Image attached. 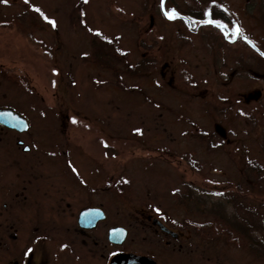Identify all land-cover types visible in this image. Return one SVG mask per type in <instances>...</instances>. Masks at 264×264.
Instances as JSON below:
<instances>
[{
  "label": "rangeland",
  "instance_id": "rangeland-1",
  "mask_svg": "<svg viewBox=\"0 0 264 264\" xmlns=\"http://www.w3.org/2000/svg\"><path fill=\"white\" fill-rule=\"evenodd\" d=\"M219 1L264 46V0ZM188 4L0 0V80L13 82L1 94L31 107L36 142L58 157H34L47 180L32 183L34 207L45 210V196L64 190L76 192V211L89 202L107 217L76 244L79 264H107L118 249L106 240L113 226L130 229L121 250L151 255V221L180 219L194 206L191 195L206 211L252 220L264 231V59L234 33L189 29L160 15ZM65 152L76 176L98 192L93 197L63 165ZM122 175L131 184L115 191ZM145 218L150 229L137 226ZM203 218L209 226L187 236L192 264H263L253 261L246 237L213 215ZM222 229L229 244L221 242Z\"/></svg>",
  "mask_w": 264,
  "mask_h": 264
},
{
  "label": "flooded vegetation",
  "instance_id": "flooded-vegetation-1",
  "mask_svg": "<svg viewBox=\"0 0 264 264\" xmlns=\"http://www.w3.org/2000/svg\"><path fill=\"white\" fill-rule=\"evenodd\" d=\"M208 1L220 6L217 12L224 13L222 18L226 19V21L223 20L226 23L218 20L190 21L187 16L180 15L178 12L173 15L172 19L185 22L189 29L211 25L216 27V31L234 33L236 37H241L247 47L264 59V55L259 54L260 49L250 39V36L241 32L240 20L221 5L219 0ZM195 2L194 0L188 1L189 4ZM161 16L168 17L166 14ZM237 27L240 29L239 33L236 32ZM245 38L251 41L258 50L250 46ZM11 82V79L0 80V264H57L60 259H62V264H76V261L79 264L80 256L76 255V244H85L89 235L106 220V214L101 206L97 204L91 206L89 202L76 211V192L70 194L64 190L58 191L57 195L45 196V204H47L45 210L39 211L37 207H34L30 196L32 183L36 177L47 181L45 171L34 169V160H37L34 157L42 156L47 160L58 157L56 151L42 148L40 143L36 142L32 133L31 107L29 106L28 110H22L1 94V87L11 86L13 84ZM65 154L63 165L67 166L69 173L77 181L78 188L84 189L87 194L92 193L91 197H93L98 192L89 182L76 176V167L72 163L70 154L67 152ZM63 155V152L59 151V156ZM58 165H61L60 162ZM102 188L103 186H97V189ZM94 210L101 211L104 217L95 225H93L94 219L102 215ZM183 210L185 214L180 219L170 216L168 222L165 217L151 221L153 234L156 236V245L152 247L151 255L121 250L130 236V229L123 226L110 227L107 230L106 240L110 247L118 249L110 250L106 263L120 264L125 256L130 255L149 259L151 264H192L193 250L189 248L192 244L190 242L187 244L189 229H197L199 226L206 229L209 223L205 222L203 216L209 215V211L192 206L184 207ZM197 214L202 216V221L194 220L193 217ZM221 214L225 215L223 212ZM229 220L232 223L241 221V219L234 218H229ZM148 221L149 219L145 218L137 226L144 228ZM220 221L234 236L240 235V232L231 227L225 219ZM253 225L256 226V223L253 222ZM147 228L150 229L148 226ZM113 229L119 230L114 231L109 238V231ZM220 238L221 242L227 241L229 244V237L223 229L220 230ZM233 241L236 239L233 238ZM247 241L251 257L254 258L253 261L264 264V249L258 246L255 240ZM96 244L97 242L93 241L94 250ZM120 255H124L123 258ZM64 257H68V260ZM203 257L205 259L206 255ZM116 258L120 259L114 261ZM137 264H142V262Z\"/></svg>",
  "mask_w": 264,
  "mask_h": 264
},
{
  "label": "trees",
  "instance_id": "trees-1",
  "mask_svg": "<svg viewBox=\"0 0 264 264\" xmlns=\"http://www.w3.org/2000/svg\"><path fill=\"white\" fill-rule=\"evenodd\" d=\"M188 1L189 0H186V3H188ZM194 1H196V2L193 4L187 5L188 7H186L187 9L184 12H180V11L176 10L178 12V14L183 15V16H187L190 19V21H192V20H201V21L218 20V21H222V22L226 21V19L222 18L224 13H218L217 12V9L220 8V6L218 4H211V3H209L208 0H194ZM261 4L264 6V1L261 2ZM172 6L176 8L175 3H173ZM260 8H261V6L259 7V10H260ZM164 9H162V12H160V15L167 13V12L166 13L164 12ZM223 20H225V21H223ZM180 23L185 24V22H180ZM212 28L215 29L216 27H212ZM255 45L260 49L259 54L261 55V53H262L264 55V46L258 45L257 43H255ZM146 63H147V61H142L140 64H138V66L136 67V71L138 73L142 74L144 72V69L146 68V65H147ZM121 180H122V182H119V183L114 182L112 184L114 190L115 189L117 190V185H123V187L125 186V188H126V186L128 185V182H129V184H131L130 180L129 181H128V179L125 180L124 175H122ZM129 186L131 187V185H129ZM233 198H235V197H233ZM187 201H190L193 203V205H194V206H192L193 208L198 207V205H200L199 201L195 197H193L192 195ZM240 203H242V202L240 201ZM236 204H238V203H236ZM209 215L210 216L213 215L219 221L221 219H225L231 225V227L238 230L241 235H243L244 237H246L250 241L255 240L257 245L261 246L264 249V236L263 237L261 236V235H264L263 228L258 226V225H256V226L253 225L254 221H252L250 219H249L250 221H247V220L242 218L240 223H232L229 220V217H227L225 215L223 216V214H221L220 212L213 211V210L209 211ZM259 234H261V235H259Z\"/></svg>",
  "mask_w": 264,
  "mask_h": 264
},
{
  "label": "water",
  "instance_id": "water-1",
  "mask_svg": "<svg viewBox=\"0 0 264 264\" xmlns=\"http://www.w3.org/2000/svg\"><path fill=\"white\" fill-rule=\"evenodd\" d=\"M245 40L248 42V44H249L250 46H252V47L255 48L256 50H258V49H257V48H256V47H255L250 41H248L246 38H245ZM94 211H95V210H94ZM95 212L98 213V214H101L102 216H99V217L95 218V219H94V222H93V225H95V223L98 222V220H100V219H104L103 214H102L101 211L96 210ZM116 230H119V229H113V230H110V231H109V238L111 237V234H112L114 231H116ZM123 256H124V255H120L121 258H123ZM118 259H120V258H116L114 261H116V260H118ZM140 262H142V264H151V261H150L149 259L141 258V257H133V256H130V255L125 256V259H123V262L120 263V264H137V263H140Z\"/></svg>",
  "mask_w": 264,
  "mask_h": 264
},
{
  "label": "snow or ice",
  "instance_id": "snow-or-ice-1",
  "mask_svg": "<svg viewBox=\"0 0 264 264\" xmlns=\"http://www.w3.org/2000/svg\"><path fill=\"white\" fill-rule=\"evenodd\" d=\"M4 2H7V0H4ZM166 15H167V13H166ZM168 18H169V19H172V18H174V17H173L172 15H169ZM52 23H53V26H55V25H54V22H52ZM209 23H211V21H209ZM239 31H240V29L237 27L236 32L239 33Z\"/></svg>",
  "mask_w": 264,
  "mask_h": 264
}]
</instances>
